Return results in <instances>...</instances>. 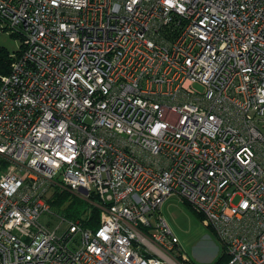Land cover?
<instances>
[{
  "label": "built area",
  "instance_id": "1",
  "mask_svg": "<svg viewBox=\"0 0 264 264\" xmlns=\"http://www.w3.org/2000/svg\"><path fill=\"white\" fill-rule=\"evenodd\" d=\"M0 27L37 67L1 76L0 264H193L170 196L264 264V0H0ZM55 186L101 226L41 225Z\"/></svg>",
  "mask_w": 264,
  "mask_h": 264
},
{
  "label": "rangeland",
  "instance_id": "2",
  "mask_svg": "<svg viewBox=\"0 0 264 264\" xmlns=\"http://www.w3.org/2000/svg\"><path fill=\"white\" fill-rule=\"evenodd\" d=\"M36 9V6H32V15H34ZM0 46L5 47L11 52L12 59L9 74L1 76H11L14 74L15 67L22 63L32 72H36L37 67L34 62L24 59L27 52H33L27 51L30 46L26 44L23 36L7 28L0 27ZM46 72L47 70H45L44 73ZM1 76L0 84H2ZM27 79V77H23L24 82ZM16 109L25 110L23 106H17ZM34 113V118H32L31 122L33 125H39L43 117L42 108L38 106L37 111ZM92 113L93 111H88L86 114L88 121L92 118ZM62 191L69 190L61 186H55L51 189L48 195V204L50 205L51 211L43 213L40 216L39 223L51 231H56L57 235L60 237L66 236L70 226L75 223H78L83 231L89 230L95 232L102 224L101 209L98 207L100 203L99 195L93 193L87 199L83 197V192H73L77 194L83 203H88L89 205L79 218L71 220L66 218L61 211L53 207L54 200L58 196L56 192ZM68 203L69 202H67L62 209H65ZM94 208L99 209V226L97 228L89 227L84 224V222L91 217ZM160 214L166 219L171 232L178 239L179 245L189 256L193 264H217L219 261H221L220 264L225 263L221 260L223 256H226V250L221 240L213 228L205 222L203 216L195 211L187 202L183 201L178 196H170L165 200ZM83 237V232L76 235L78 244L84 247L85 243ZM70 246L74 247L73 244H70Z\"/></svg>",
  "mask_w": 264,
  "mask_h": 264
},
{
  "label": "trees",
  "instance_id": "3",
  "mask_svg": "<svg viewBox=\"0 0 264 264\" xmlns=\"http://www.w3.org/2000/svg\"><path fill=\"white\" fill-rule=\"evenodd\" d=\"M11 62H12L11 52L5 47L0 46V76L9 74ZM56 193L58 196L54 200L53 207L61 211L66 218H69L71 220L77 219L88 208L89 204L83 203L79 199V197L72 192L62 191ZM67 202L69 203L67 204L65 209H62V207ZM98 218H99V209L94 208L91 217L88 220H86L84 224L89 227L97 228L99 226ZM221 260L225 262L224 264H226L229 259L226 256H223ZM220 263L221 261H219L217 264Z\"/></svg>",
  "mask_w": 264,
  "mask_h": 264
},
{
  "label": "bare ground",
  "instance_id": "4",
  "mask_svg": "<svg viewBox=\"0 0 264 264\" xmlns=\"http://www.w3.org/2000/svg\"><path fill=\"white\" fill-rule=\"evenodd\" d=\"M60 84H61V86L63 87V88H66L67 86H66V84L65 83H63L62 81H60ZM71 93L69 92V95H70Z\"/></svg>",
  "mask_w": 264,
  "mask_h": 264
}]
</instances>
